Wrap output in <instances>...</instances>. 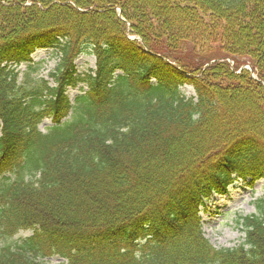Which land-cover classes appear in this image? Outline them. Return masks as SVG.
<instances>
[{"label": "trees", "instance_id": "16d2710c", "mask_svg": "<svg viewBox=\"0 0 264 264\" xmlns=\"http://www.w3.org/2000/svg\"><path fill=\"white\" fill-rule=\"evenodd\" d=\"M36 49L59 58L54 87L0 68V239L33 231L0 264H264V197L235 248L198 216L264 180V0H0V66Z\"/></svg>", "mask_w": 264, "mask_h": 264}, {"label": "rangeland", "instance_id": "374dc122", "mask_svg": "<svg viewBox=\"0 0 264 264\" xmlns=\"http://www.w3.org/2000/svg\"><path fill=\"white\" fill-rule=\"evenodd\" d=\"M75 61V69L78 75H83L87 71L92 70L95 65V59L91 55L89 48L82 51ZM31 68H39L38 77L46 78V75L54 68L56 63L53 59L51 51H38L32 56ZM28 70L25 65L19 67L16 71L23 73ZM84 84H79L75 89L67 91V96L72 101L78 95L85 92ZM181 94L185 98H191L193 91L190 87L180 89ZM51 127L50 120H44L39 125L42 133ZM264 194V181L256 182L252 188H248L246 182L236 181L231 185L226 194L223 196H211L205 202V207L201 209L199 214L204 237L209 241L210 245L215 249H226L238 247L243 243L244 234L240 230L238 220L255 214V206ZM33 236L32 231L18 232L12 239H0V248L2 246L20 245L23 241ZM13 244V245H12ZM45 264H65V260L57 256L45 258Z\"/></svg>", "mask_w": 264, "mask_h": 264}]
</instances>
